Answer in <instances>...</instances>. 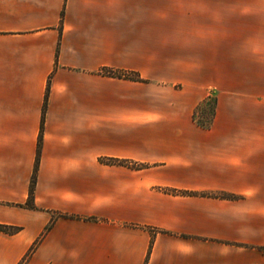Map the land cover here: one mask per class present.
I'll return each instance as SVG.
<instances>
[{"label":"crops","instance_id":"crops-1","mask_svg":"<svg viewBox=\"0 0 264 264\" xmlns=\"http://www.w3.org/2000/svg\"><path fill=\"white\" fill-rule=\"evenodd\" d=\"M0 224V264H264V0H0Z\"/></svg>","mask_w":264,"mask_h":264},{"label":"trees","instance_id":"trees-1","mask_svg":"<svg viewBox=\"0 0 264 264\" xmlns=\"http://www.w3.org/2000/svg\"><path fill=\"white\" fill-rule=\"evenodd\" d=\"M139 78V77H137ZM215 110V100L212 99L211 97L204 99L201 103L197 105V108L195 109L194 112V118L196 121L201 124L202 126H208ZM38 155H39V150L37 151V157H36V165L34 167V172L31 178V183L29 187V195H28V201L26 203V206L29 208H33V194H34V187H35V173L37 169V161H38ZM113 162H123L117 159H113ZM21 228L18 226H12V225H7V224H0V231L4 233H15Z\"/></svg>","mask_w":264,"mask_h":264},{"label":"rangeland","instance_id":"rangeland-1","mask_svg":"<svg viewBox=\"0 0 264 264\" xmlns=\"http://www.w3.org/2000/svg\"><path fill=\"white\" fill-rule=\"evenodd\" d=\"M8 234H9V233H8ZM12 234H13V233H12ZM33 247H34V246H32V247L29 249V251L26 253L25 257H23V259L19 262V264H25V263H26L27 258L29 257V255L31 254V252H32V250H33Z\"/></svg>","mask_w":264,"mask_h":264}]
</instances>
